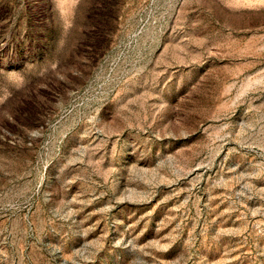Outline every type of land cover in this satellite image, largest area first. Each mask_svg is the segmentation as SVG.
Returning a JSON list of instances; mask_svg holds the SVG:
<instances>
[{"label": "rangeland", "instance_id": "obj_1", "mask_svg": "<svg viewBox=\"0 0 264 264\" xmlns=\"http://www.w3.org/2000/svg\"><path fill=\"white\" fill-rule=\"evenodd\" d=\"M0 264H264V0H0Z\"/></svg>", "mask_w": 264, "mask_h": 264}]
</instances>
